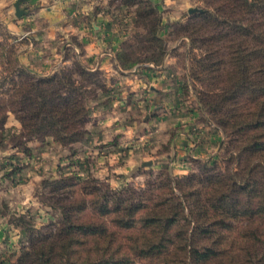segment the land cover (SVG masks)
<instances>
[{
  "label": "rangeland",
  "instance_id": "rangeland-1",
  "mask_svg": "<svg viewBox=\"0 0 264 264\" xmlns=\"http://www.w3.org/2000/svg\"><path fill=\"white\" fill-rule=\"evenodd\" d=\"M138 1L150 2L161 18L159 36L164 43L165 55L159 65L143 60L149 52L143 49L146 44L142 41L147 33L137 22ZM88 5V15L74 16L75 22L84 24L85 29H90L86 22L92 18H108V26L119 38L118 44L113 47L112 42L107 43V40H104V43H107L106 48L97 55L89 56L84 49L83 39L77 36H61L62 39L53 42L56 48L52 49L59 53L60 64L48 73L42 72V61L44 49L49 52L50 46L43 44L42 37L37 34L42 33V25L38 24L36 29L32 28L34 22L25 21L28 16L25 11L24 16L17 18L15 9L14 16L10 12L7 13V9H0V116L6 115L4 125L0 126V177H7L12 181L13 177H20L25 168H32V173L37 175L35 185L31 187L30 206L18 214L11 215L7 209H3L8 230L5 234L10 236V239L6 238L5 242L0 244V264H19L21 255L29 249L32 239L41 237L49 227L57 226L61 221V211L58 207L69 206V201L83 198L79 187L82 188L88 181H96L101 193L106 191V187L113 193L127 191L125 199L134 204L147 191L149 185L156 182L168 180L170 183V190L161 187L156 194L164 193L165 197L180 199L182 193L202 187L199 182L206 176L227 178L244 173L248 165L259 164L251 163L250 160L246 163V157L240 153L241 147L244 146L240 143V138L224 135L214 118L204 109L202 101L206 91L193 76L194 60H197L202 52L192 45L189 32L185 28L198 21L192 17L193 14L215 12L212 0H174L171 4L159 7L150 0H92ZM13 8L11 6L9 10L12 11ZM40 8L38 5L25 9L33 14ZM192 9L201 12L189 14L188 11ZM96 26L93 29L95 32L98 30ZM121 54L127 55L126 59L129 61L141 62L133 69H123L118 62V55ZM140 68L155 69L165 74L167 91L164 92L168 99L177 104L176 109L180 110V113L188 114L192 119V127L184 133L189 136L190 146L200 147V153L195 155L188 151L182 155V152L176 150L174 141L180 133L178 128L168 134L167 138L163 136V141L158 138L163 142L160 145L147 146L148 139H151L152 133L158 129L156 119L161 101L152 95L151 81L159 76L147 71L140 72ZM60 73L71 74L76 86L82 85L87 91L85 105L88 120L84 128L86 135L81 141L67 145L58 143L50 136H26L19 120L22 113L10 112V101L14 98L15 89L22 85L27 76L41 80ZM134 126L142 138L132 137L121 146L122 151L115 161L113 160L115 164L102 168L110 162H96L87 147L88 143L94 140L93 129H97L99 133L104 129H117L119 132L115 134L117 136L114 135L116 141L127 137L123 132ZM183 128L184 126H181L180 130ZM135 140L140 142L137 147L133 143ZM102 151H99L98 155L104 156ZM132 152H137L144 163L151 165H139L129 171L124 182L116 184L117 174H112L110 169L118 165L117 161L126 159V156L133 157ZM240 156L244 166L243 172L236 164V159ZM64 179H73L79 186L71 189L75 193L74 197L69 194L70 189H53L46 185L48 181ZM54 190L58 191L52 194ZM204 195L201 194L197 199L201 202L203 213L212 217L202 220L210 235L197 242V247H207L212 249L213 253L215 250L217 253L230 251V246L235 250L251 222L246 218L231 219L228 220L227 227H223L215 220L218 213L210 209ZM94 211L93 208L87 207L84 215L94 217ZM184 213L189 216L188 209H185ZM188 220H191V229L194 223L189 217ZM92 221L103 222L109 231L116 232V228L107 218L99 219L95 216ZM254 224L264 226L260 221H255ZM180 226L185 230L188 223L181 222ZM144 233H147V230H143L141 225H135L131 230L122 231L121 235L115 234L109 243L107 240L92 238L88 244L91 251L87 259L90 264H157L158 259L153 252H147L143 245ZM219 256L210 257L199 264H221L225 258ZM165 260L172 261V255Z\"/></svg>",
  "mask_w": 264,
  "mask_h": 264
},
{
  "label": "trees",
  "instance_id": "trees-1",
  "mask_svg": "<svg viewBox=\"0 0 264 264\" xmlns=\"http://www.w3.org/2000/svg\"><path fill=\"white\" fill-rule=\"evenodd\" d=\"M212 4L214 13L193 14L198 21L185 28L192 45L202 52L194 60L193 76L205 88L204 109L224 135L240 138L244 145L240 153L246 163L250 160L259 164L248 165L244 173L227 178L206 176L199 182L202 187L182 193L180 199L156 194L161 187L170 190L168 180L156 182L134 204L125 199L127 191L113 193L106 187L101 193L94 180L82 188L73 179L48 181L46 185L53 189H70L73 197L71 189L79 187L83 198L58 207L61 221L32 239L19 264H90L88 244L92 238L109 243L115 234L121 235L135 225L147 230L143 245L147 252H153L157 264H199L220 254L225 258L221 264H264V226L254 224L264 223V0H212ZM136 5L137 22L147 33L142 41L149 54L143 60L159 65L165 55L159 36L160 15L150 2L138 1ZM126 58L127 55H118L123 69H133L141 62ZM86 94L82 85L76 86L71 74L41 80L27 76L15 89L10 112L22 113L19 120L26 136H50L62 145L73 144L86 135ZM5 120L6 115H1L0 126ZM236 164L243 172L241 156ZM201 194H205L210 209L218 213L215 220L223 227L231 219L246 218L251 222L235 250L230 246V251L213 253L207 247H197V242L210 235L202 220L212 218L201 210L197 199ZM87 207L93 208L99 219L107 218L116 232L109 231L103 222H93L95 216H85ZM185 209L194 223L191 229ZM181 222L188 223L187 229L180 226ZM171 255L173 260L166 261Z\"/></svg>",
  "mask_w": 264,
  "mask_h": 264
},
{
  "label": "crops",
  "instance_id": "crops-1",
  "mask_svg": "<svg viewBox=\"0 0 264 264\" xmlns=\"http://www.w3.org/2000/svg\"><path fill=\"white\" fill-rule=\"evenodd\" d=\"M15 1L16 0H0V9H7V13L10 12L12 13L11 15L14 16L13 5ZM90 1L92 0H25L24 3L20 4V10L25 11L28 15L25 21L34 22V24H32V28L34 29L37 28L38 24L42 25V33L37 34L42 37L43 44L46 43L47 46H50L48 47V49H50L49 52L44 49L45 54L44 60L42 61V72L48 73L60 64L61 58L59 53L54 52L52 49L56 48V45H54L53 42L57 39H62L60 38L61 36H77L79 39H83L85 41L84 49L87 51L89 56L99 54L104 47L106 48V45L109 42H112V46L116 47L119 38L115 34L114 30L108 26V18L99 17L96 20L92 18L91 21L86 22V24H89L90 29H85L84 24L75 22L74 16L79 15L81 17L88 15L87 8ZM150 1L159 7L164 4H171L174 0ZM38 5L41 8L33 14L25 9L26 7ZM11 6L13 8L12 11L9 10ZM95 25H97L96 28L98 29L96 32L93 30L95 29ZM90 31L93 32L91 33ZM104 40H107V43H104ZM58 59L60 60L58 61ZM102 64L104 65V63ZM138 71H143V73L147 71L153 75L159 76L151 81V84H153L152 95L157 96L161 101L159 113L156 119V128L158 129L155 133H152L151 139H148L147 146L150 147L160 145L163 143V136H168V134H170L174 129L178 128L180 133L174 141L176 150L182 152V155L186 154L188 151L189 153H193L195 155L200 153V147L194 148L193 146H190L191 144L188 141L189 136L184 133L188 132L192 127V119L188 116V114L180 113V110L176 109L178 107L177 104L171 101L170 98L168 99L166 93L164 92L167 91L164 81L165 74L162 71L147 68H140ZM162 103L164 105H162ZM181 126H184L183 130H180ZM117 132H119L117 129H104L101 130L100 133L97 129H93L92 131V137H94V140L90 141L87 145V147H89V153L98 163L110 162L109 164L102 166V168H107L108 165L110 166V164H115L113 160L115 161L119 152L122 151L123 148L121 146L125 145L132 137L142 138V136L137 133L136 126L127 132H123V134L127 137H122L115 141V136H117L115 134H117ZM95 134L97 136H95ZM158 138L162 139V141H159ZM133 143L135 147L140 145V142H137L136 140ZM101 144L102 146L99 147ZM185 145L190 146L191 148L185 147ZM99 151H102L101 153H105V155H98ZM133 154L135 157L126 156V159L122 160V162L117 161L116 164L118 165H115L113 169H110L112 174H117V178H115L116 184L124 182L129 171L136 169L139 165L144 163V160H142L141 157H138L137 152H134ZM31 169L32 168H25L21 173V176L13 177L14 179L12 181H9L7 177H0V244L5 242L6 238H8V240L10 239V236L5 234L8 230L3 209H7L8 213L11 215L18 214L30 206L31 187L35 185V176H37L35 173H32Z\"/></svg>",
  "mask_w": 264,
  "mask_h": 264
},
{
  "label": "water",
  "instance_id": "water-1",
  "mask_svg": "<svg viewBox=\"0 0 264 264\" xmlns=\"http://www.w3.org/2000/svg\"><path fill=\"white\" fill-rule=\"evenodd\" d=\"M23 0H17L15 3H14V9H15V15L17 18H20L22 16L25 15V12L20 10L19 8V5L20 3L22 2ZM196 12H201L200 10H196V9H192V10H189L188 13L189 14H193V13H196ZM151 163H144L143 164V167H146V166H150Z\"/></svg>",
  "mask_w": 264,
  "mask_h": 264
}]
</instances>
